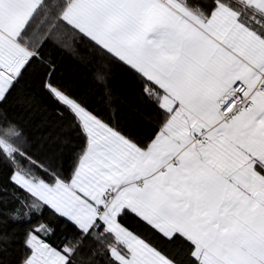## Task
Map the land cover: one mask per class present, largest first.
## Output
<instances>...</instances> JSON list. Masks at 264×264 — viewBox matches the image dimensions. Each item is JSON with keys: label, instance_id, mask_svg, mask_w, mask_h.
Listing matches in <instances>:
<instances>
[{"label": "snow or ice", "instance_id": "obj_1", "mask_svg": "<svg viewBox=\"0 0 264 264\" xmlns=\"http://www.w3.org/2000/svg\"><path fill=\"white\" fill-rule=\"evenodd\" d=\"M0 264H264V0H0Z\"/></svg>", "mask_w": 264, "mask_h": 264}]
</instances>
